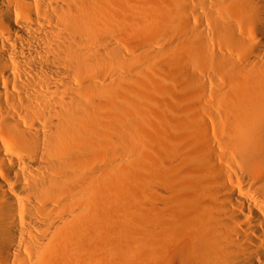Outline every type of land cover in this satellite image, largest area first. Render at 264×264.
I'll use <instances>...</instances> for the list:
<instances>
[{
	"label": "bare ground",
	"instance_id": "6f19581e",
	"mask_svg": "<svg viewBox=\"0 0 264 264\" xmlns=\"http://www.w3.org/2000/svg\"><path fill=\"white\" fill-rule=\"evenodd\" d=\"M0 264H264V0H0Z\"/></svg>",
	"mask_w": 264,
	"mask_h": 264
},
{
	"label": "rangeland",
	"instance_id": "374dc122",
	"mask_svg": "<svg viewBox=\"0 0 264 264\" xmlns=\"http://www.w3.org/2000/svg\"><path fill=\"white\" fill-rule=\"evenodd\" d=\"M166 83L169 84V83H170V80H169V81H166ZM178 92H179V91H178ZM173 93H174V92H173ZM175 94H176V93H175ZM169 96H170V95H169ZM173 96H174V95H173Z\"/></svg>",
	"mask_w": 264,
	"mask_h": 264
}]
</instances>
